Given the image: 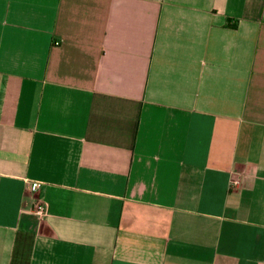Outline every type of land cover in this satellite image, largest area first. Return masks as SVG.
<instances>
[{
  "label": "crops",
  "instance_id": "obj_1",
  "mask_svg": "<svg viewBox=\"0 0 264 264\" xmlns=\"http://www.w3.org/2000/svg\"><path fill=\"white\" fill-rule=\"evenodd\" d=\"M0 264H264V0H0Z\"/></svg>",
  "mask_w": 264,
  "mask_h": 264
},
{
  "label": "built area",
  "instance_id": "obj_2",
  "mask_svg": "<svg viewBox=\"0 0 264 264\" xmlns=\"http://www.w3.org/2000/svg\"><path fill=\"white\" fill-rule=\"evenodd\" d=\"M58 44V43H56ZM238 181H234L233 185H238ZM38 188V184L34 181H28L26 183V191L29 194H33ZM34 213H36L39 216H44L46 214V208H45V204L42 201H37L34 204L33 210Z\"/></svg>",
  "mask_w": 264,
  "mask_h": 264
}]
</instances>
